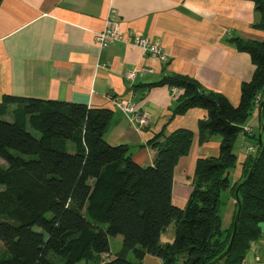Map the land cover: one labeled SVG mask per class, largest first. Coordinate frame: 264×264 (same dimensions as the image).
Here are the masks:
<instances>
[{"label": "trees", "instance_id": "trees-1", "mask_svg": "<svg viewBox=\"0 0 264 264\" xmlns=\"http://www.w3.org/2000/svg\"><path fill=\"white\" fill-rule=\"evenodd\" d=\"M252 1L259 15L254 26L264 30V0ZM229 41L249 53L255 65L252 79L242 84L238 106L190 77L171 75L158 82L180 91L172 117L195 107L207 111L199 122L200 142L222 136L218 156L197 159L184 207L173 203L172 188L175 167L190 150V130L153 136L148 142L155 151L153 164L142 166L133 159V146L106 141L111 110L5 96L0 158L7 166L0 165V185L8 192L0 194L5 249L0 264H53L51 254L65 257V264H99L103 256L105 264H143L147 254L162 264H243L264 223V129L258 155L259 128L245 130L264 96V40ZM11 105L16 108L7 112ZM262 121L264 126V103ZM240 134L252 139L255 149L232 182L229 171L237 165L234 144ZM254 163L238 191L242 208L232 247L216 260L231 241L237 187ZM224 191L235 200L228 227L221 211ZM171 225L174 239L162 243ZM119 236L122 249L111 257L110 238Z\"/></svg>", "mask_w": 264, "mask_h": 264}, {"label": "crops", "instance_id": "crops-1", "mask_svg": "<svg viewBox=\"0 0 264 264\" xmlns=\"http://www.w3.org/2000/svg\"><path fill=\"white\" fill-rule=\"evenodd\" d=\"M112 9L117 11L123 31L159 43L169 59L152 58L128 42L100 48L94 36ZM258 20L252 0H1L0 113H5V96L109 109L112 118L106 141L133 146V159L142 166L153 164L155 151L148 144L153 136L162 131L190 130V150L175 167L172 188L173 203L184 207L197 159L218 156L222 136L214 134L200 142L199 122L207 111L195 107L172 117L180 91L173 93L169 85L158 82L171 75L190 77L238 106L242 84L252 79L255 65L249 53L240 51L229 39L264 40V30L254 26ZM131 70L143 71L129 80L126 73ZM119 100L147 113V122L142 124L134 114L119 108ZM14 108L11 105L7 112ZM4 117L9 118L10 113ZM258 124L256 109L246 126L254 132ZM254 149L252 139L238 136L233 182L241 177L243 162ZM234 202L231 197L228 225ZM174 236L175 228L168 241L162 242V236L160 241L171 242ZM143 264L162 261L147 254ZM243 264H264V223Z\"/></svg>", "mask_w": 264, "mask_h": 264}, {"label": "built area", "instance_id": "built-area-1", "mask_svg": "<svg viewBox=\"0 0 264 264\" xmlns=\"http://www.w3.org/2000/svg\"><path fill=\"white\" fill-rule=\"evenodd\" d=\"M94 40L100 48H106L117 42H128L139 47L146 55H149L152 58L159 59L161 61H166L169 59L168 54L164 51L163 47L159 43L153 41L149 37L141 36L134 31H123L120 20L117 17V11L115 9L110 11V14L105 20L104 27L95 34ZM142 71H128L126 73V77L129 80H134L138 77V75L142 74ZM172 91L173 93H178L179 89L173 87ZM259 99L260 98L258 97L257 102ZM117 106L128 114H134L138 122L142 124L147 122L148 114L139 113L133 104L125 100H119L117 101ZM245 130L250 131V128L245 127Z\"/></svg>", "mask_w": 264, "mask_h": 264}, {"label": "rangeland", "instance_id": "rangeland-1", "mask_svg": "<svg viewBox=\"0 0 264 264\" xmlns=\"http://www.w3.org/2000/svg\"><path fill=\"white\" fill-rule=\"evenodd\" d=\"M246 127L250 128V131L246 130L248 133H253V130H252V128L250 126H246ZM70 146L71 145L69 144V148H71ZM238 150H239V148L236 149L237 155H239V151ZM0 165H2L4 167L7 166L5 161L2 160L1 158H0ZM229 173H230V179L233 182L236 179V175H235L234 169H231L229 171ZM6 192H8V189L6 188V186L5 185H0V194L1 193H6ZM230 198H231L230 197V193L228 191H224L222 193L221 200H222L223 204L221 206V211H222V215H223V227H228V223H229L228 210H229V199ZM172 231H174V226L173 225H171V227H169V230L167 231V233L162 235V242L168 241L170 235L172 234ZM110 249H111L110 250V252H111L110 256L111 257H112V255H115L117 252H119L122 249V239H121L120 236L119 237L110 238ZM4 254H5V249L3 247V244L0 242V260L2 259ZM50 259L53 261V264H65V260H66L65 257H59V256H57L55 254H51ZM128 259L131 260V261H134V256H133L132 253H129ZM105 260H106V257L103 256L101 261L99 262V264H105ZM78 264H86V262L82 261V262H80ZM90 264H92V262H90Z\"/></svg>", "mask_w": 264, "mask_h": 264}, {"label": "water", "instance_id": "water-1", "mask_svg": "<svg viewBox=\"0 0 264 264\" xmlns=\"http://www.w3.org/2000/svg\"><path fill=\"white\" fill-rule=\"evenodd\" d=\"M263 103H264V96L262 98V101H261V104H260V107H259V111H258V115H259L258 142H259V145H258V148L256 150V155H258L260 149L263 146V137H262V135H263V129H264L263 121H262V107H263ZM254 166H255V163L253 164V166H252V168H251L248 176L246 177V179L243 180L239 184V186L237 187V191H236V202L238 203V209H237V212H236V215H235L234 227H233V233H232L231 241H230L229 246L226 249V251L223 254H221L216 260H218L219 258H221L223 255L227 254L229 252V250L231 249V247H232V244H233V241L235 239L236 232H237L238 221H239V218H240V213H241V208H242L241 200H240V197L238 195V191H239L240 187L249 180V178H250V176L252 174V171H253Z\"/></svg>", "mask_w": 264, "mask_h": 264}]
</instances>
